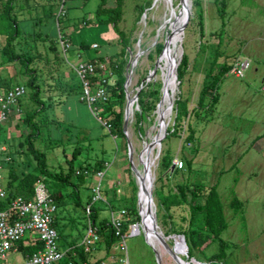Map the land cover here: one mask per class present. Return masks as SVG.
I'll return each mask as SVG.
<instances>
[{"label": "rangeland", "instance_id": "374dc122", "mask_svg": "<svg viewBox=\"0 0 264 264\" xmlns=\"http://www.w3.org/2000/svg\"><path fill=\"white\" fill-rule=\"evenodd\" d=\"M48 1L47 5L18 15L21 35L13 45L15 53L27 60V67L33 68L39 76L38 100L42 101L44 108L35 117L39 136L33 139V148L44 154L46 168L51 173L66 172L76 148L72 162L74 170L81 167L92 169L95 164H107L106 168L101 169L100 179L95 173L84 175L83 184L78 189L81 208L70 211L73 220L69 221L68 217L57 220L55 231L59 252L64 253L70 245L79 249L87 227L82 210L86 207V201L94 196L96 188L100 200L93 203L90 201L98 209L96 222L100 219L109 220L107 203L113 206V212L126 210L128 218L133 219L127 210L129 200L124 205L120 204V199L127 194L128 185L137 186L133 168L131 171L128 162V144L132 167L142 169L143 160L150 162L152 181L149 188L152 205L156 209V224L164 236L187 232L188 208L185 202L179 201L178 205L166 209L153 196V191L178 198V186L187 184L202 189L216 184L227 223V228L219 235L226 245L225 258L220 264H264V158L256 150L249 148L252 139L264 132V0H199L202 10L201 36L189 0L190 14L183 33L180 34V57L176 62L175 81L172 75L176 58L174 52L166 74L163 75V71L157 68L148 80L152 86L142 89L143 101L155 107L142 122V133L136 131L132 115L130 124L125 127L124 139L114 138L108 133L96 104L89 106L80 100L82 94L78 80L68 67L69 64L102 58L107 61L104 62L106 73L108 71L110 78H115L113 70L108 66V59L119 51L120 45L111 26L93 22L99 0ZM148 1L150 7L144 12V17L136 20L137 7ZM171 2L172 19L164 23L168 11L163 4L154 7V0H123L121 20L117 27L129 39V49L126 50L122 70L124 81L130 69V59L139 54L132 70L133 76L130 77L131 86L126 87L125 84L124 88L126 97L129 96L132 103L133 112L138 110L137 98L135 102L133 99L140 83L157 64L154 46L164 43L168 38L170 24L175 21L174 17L180 9L179 0ZM114 5V0H106V7ZM60 9L64 16L60 15ZM48 12L51 15L47 16ZM61 36L68 43L64 54L57 41ZM3 39L0 36V49ZM93 45L96 47L93 48ZM51 48L59 56L58 63L54 61ZM184 56L187 64L181 70L179 84L177 68ZM215 57V70L218 71L217 103L209 111L205 108L197 109L198 92ZM116 61L114 58L113 62ZM241 62H247L248 67L244 70L243 77L237 78L234 71ZM160 65L159 62V67ZM24 70L17 62L5 63L0 55V86L7 88L22 85L26 91L15 108L14 116L10 120L7 116L2 123L4 131H0V141L28 134L29 130L22 123V118L25 112L39 107L28 97L32 90L26 86L29 76L23 74ZM158 83L160 88L154 95ZM65 85L68 86L67 90L64 89ZM172 91L174 95L170 107ZM214 94L213 91L207 92V99ZM180 98L187 101L190 116L180 120L177 134L172 136L170 132L175 118V102ZM125 107L124 100L122 125ZM193 109L197 112L195 116L191 114ZM187 125L193 130L190 143L186 142ZM160 130L165 136L157 147L154 135ZM14 141L16 147L21 146L22 152L18 155L12 153L13 165L19 164L15 167L16 171L23 167L21 165H27L29 171L34 166V161L27 153L23 139ZM18 142H21L20 145ZM157 150L159 156L156 157ZM245 151L247 152L244 153ZM165 156L169 158L170 166L177 160L182 163V167L170 172V166L168 172L162 170L160 163ZM0 158L4 160L3 157ZM188 161L189 168L186 165ZM7 167L6 163L0 162L3 187L7 179ZM114 193L115 200H111ZM232 198L240 202L236 212H232L229 207ZM59 217L60 214L57 215ZM65 221L68 223L63 225ZM201 225L200 217H197L194 227L200 229ZM141 229L139 223L134 232L141 233ZM129 230L128 227L122 242L116 243L117 248L110 255L126 264H156L155 253L144 243L142 234L131 236ZM169 240V247L173 243L182 246L176 238ZM98 248L100 251L94 256H104L105 250L101 243ZM217 248V241H213L202 252L193 249L191 258L208 264V257L216 253ZM91 256L92 253L87 254L86 258L90 259ZM19 260L20 254L8 253L0 260V264H15ZM184 260L186 261L185 258ZM79 262L80 259L75 258L72 264ZM164 264L179 263L168 258Z\"/></svg>", "mask_w": 264, "mask_h": 264}, {"label": "trees", "instance_id": "16d2710c", "mask_svg": "<svg viewBox=\"0 0 264 264\" xmlns=\"http://www.w3.org/2000/svg\"><path fill=\"white\" fill-rule=\"evenodd\" d=\"M56 1V0H55ZM60 1V0H59ZM48 0H0V36H3V45L0 49V55L3 58L5 63L9 62H17L21 66L25 68L23 74L29 76V79L26 81V86L29 88L31 93L29 94V99L34 104L38 105L39 107L34 110H30L25 112L22 123L27 127L29 133L25 136H18L15 139H3L0 141V157H3L4 160H1L3 163L7 164V179L4 185V190L6 192V198L3 203H1V207L5 206L6 203L16 196H19L25 200H29L33 195V185L36 181H41L45 188L47 189L50 197L53 199L55 204V212H54V220H53V228L55 229L58 225L57 220H63L69 218V221L73 220L70 216V211L75 208H81L80 199L78 189L83 184L84 175L102 172L101 169L105 168V163L95 164L92 169H87L86 167H81L79 169L74 170L72 166V162L74 160V156L76 154V149L73 151L72 159L68 163V167L66 172H58V173H51L47 170L45 164V157L42 152L33 148L32 141L33 139L39 136L38 131V124L35 121V117L42 112L44 106L42 105V101L38 100L39 95V85L37 84L38 75L35 73L33 68H29L27 60L21 58L18 54L14 51V42L15 40L21 35V30L18 27V15H22L24 11L31 12L33 9H38L39 6L47 5ZM115 5L114 7H106V0H99V3L94 12V23L96 24H106L111 26L112 30L118 36V44L120 45V49L117 53H115L112 57L108 59V66H110L111 70L114 72L115 78H110V74L104 72L105 77L108 79V84L106 85V91L108 93V98L106 103L98 104L100 110V115L104 120V123L108 129V133L112 135L114 138L124 139L125 136L122 131V122H123V104L125 100V91H124V77L122 76V70L124 68V57L126 54V50L129 49V39L123 32H121L117 24L121 20L122 15V4L123 0H114ZM150 7V2H145L142 6L137 7V17L136 20H139L141 15ZM191 8L194 10V14L197 19V24L199 26V35L201 36L202 32V10H201V3L199 0H191ZM49 12L47 16H49ZM64 16V15H62ZM170 21V20H169ZM174 22V21H173ZM172 22V23H173ZM84 24V23H83ZM175 25L172 27L173 32H175ZM67 43V40L64 36L58 38L57 40ZM180 41V39H179ZM172 44H169V48ZM59 45V44H58ZM83 47V45H81ZM163 47V43H157L154 46V54L155 58L157 59ZM52 50V48H51ZM172 50V49H171ZM171 50L169 54L171 53ZM53 51V50H52ZM54 52V61L58 63L59 56L57 52ZM166 54H163L160 58V71H163V75L166 74L167 70L170 68L171 64V57L174 53H172L169 61L168 57L166 59ZM116 58L117 61L113 62V59ZM89 62H97L104 64L105 59L97 58L94 60H89ZM187 64L186 57H182L180 66L177 68V80L180 84L181 75H182V68L185 67ZM216 64V57L210 63L207 73L205 74L201 88L198 92L197 97V109L208 110L217 103V83L218 77L216 76L217 70H215ZM219 69V68H218ZM70 70V68H69ZM107 70V69H106ZM70 72H72L70 70ZM102 73L99 72V75ZM96 79V78H95ZM94 79V80H95ZM79 83V81H78ZM176 84V83H175ZM152 86L149 82L144 83L142 88L139 90L137 94V107L138 110L133 112V120H134V127L136 131L141 134L142 129L141 125L145 118L149 116V112L155 109L153 104L146 103L142 99V92L143 88H148ZM1 87V86H0ZM3 88V87H2ZM8 88V87H7ZM80 88V84H79ZM160 85L156 86L154 95L159 91ZM64 89H68V86L65 85ZM81 91V88H80ZM213 91L215 94L207 99L206 95L207 92ZM21 100L17 102L19 105ZM125 111V110H124ZM175 118L173 126L171 127L170 134L175 136L177 134V130L179 129V122L183 118H189V112L187 108V101L185 99L181 100L178 99L175 102ZM192 115H196V110H191ZM0 124V130H1ZM188 136L186 138V142L190 143L192 141L193 130L190 126L187 125ZM165 136V135H164ZM16 139H23V144H25V149L30 157L34 161V166L27 171L29 166L21 165L22 168L16 171L15 167H18L19 164L14 163V158L12 153H21V146L16 147L15 141ZM19 145L21 142H18ZM1 146H5L3 150H1ZM8 157V158H4ZM187 167L189 168L190 161L186 163ZM161 169L166 170L168 172V168L170 166V161L167 156L162 157L160 163ZM178 170V169H174ZM86 172V174H84ZM170 172V171H169ZM74 179V180H73ZM216 184L202 188L196 189L192 185H183L177 187V195L178 198L175 197H167L163 196L158 193L156 190L153 191V196L157 197L160 200L161 204L168 209L171 206L178 205L180 202H185L188 208V222H187V232L181 233L184 238L186 247H187V256L190 258L192 256L191 251L193 249H197L199 252H202L206 249L213 241H217V252L210 255L208 257V264H220L222 260L225 258V249L226 245L223 240L219 238V235L222 231L227 228V223L224 219V215L222 212L221 202L219 196L216 191ZM136 193V186L133 184H129L127 187V194L120 199V204L124 205L126 200H129V205L127 207L128 212L131 215V218L128 219L121 225L120 233L124 235L127 232V228L129 225L138 224L139 223V216L137 214L136 206H135V197ZM115 193L112 194L111 200H115L114 198ZM91 198L86 201V206L90 204L89 214H85L84 208L82 210L83 215L86 219V224L89 222L91 226L95 229V233L99 236L100 241L103 245L105 250V256L108 255L110 248L114 243L117 242V237L114 236V232L109 226V220L100 219L97 220L98 209L92 206L90 203ZM110 212H113V206L109 203L106 205ZM229 207L232 212H236L237 209L240 207V202L236 198H232L229 202ZM126 211V210H125ZM109 212V213H110ZM127 213V212H126ZM60 214L61 217L57 218V215ZM197 217H200L201 220V228L196 229L194 227ZM68 221H65L63 225H66ZM87 226V225H86ZM166 236V235H165ZM22 241L17 243L18 250L21 252L22 255H30L40 249V243L34 239L28 245L23 246ZM98 243V245H99ZM70 245L68 250L64 252V260L61 262L62 264L65 263H73L75 258L80 259V262H86L87 258L85 253H83L80 245L79 249L77 247H72ZM98 249V248H97ZM68 261V262H66ZM95 262L94 264H97ZM87 264V263H86Z\"/></svg>", "mask_w": 264, "mask_h": 264}, {"label": "built area", "instance_id": "2783aa9c", "mask_svg": "<svg viewBox=\"0 0 264 264\" xmlns=\"http://www.w3.org/2000/svg\"><path fill=\"white\" fill-rule=\"evenodd\" d=\"M60 10V15H62L63 11L62 9ZM58 44L64 54L68 44L62 41H59ZM92 47L95 48L96 46L93 45ZM68 67L79 81L82 94L80 100L85 101L89 106L96 103H106L108 98L106 91L108 79L104 74L106 71L104 64L85 61L69 64ZM247 67V62H241L234 71L235 77L242 78ZM99 72L102 75H99ZM25 92V87L22 85L8 88L0 87V124L6 120L10 111L16 108L17 102L24 97ZM103 125L106 128L108 127L105 123ZM104 165L106 168L107 164ZM172 166L173 169H180L182 163L175 160L172 162ZM96 177L100 179L102 172H97ZM5 198L6 192L0 177V260H3L8 253L14 252L19 241L26 236H32L33 240L36 239L40 243V249L30 255H26L19 264H57L60 262L64 258V253L59 252L57 248V235L52 226L55 204L44 184L41 181L35 182L33 195L29 200L16 196L11 198L5 206L1 207V203L5 201ZM96 200H100L97 188L91 198V203ZM89 208L90 204L84 208V212L87 215L90 212ZM128 219L127 213L123 209L109 213V226L113 230L114 236L117 237V242H122L124 235L120 233L121 225ZM128 227L130 229L129 235H135L131 231L132 225ZM99 241L100 238L95 233V229L88 222L85 234L79 244L83 253L91 254L94 252ZM116 243L112 245L108 255L104 256L103 260H99L97 264H126L125 261L117 260L110 255V252L117 248Z\"/></svg>", "mask_w": 264, "mask_h": 264}, {"label": "bare ground", "instance_id": "6f19581e", "mask_svg": "<svg viewBox=\"0 0 264 264\" xmlns=\"http://www.w3.org/2000/svg\"><path fill=\"white\" fill-rule=\"evenodd\" d=\"M182 2H185L187 6H190L189 1L182 0ZM159 4H163L164 7H165V10L168 11V14H167V17L164 20V23H165V21L167 22V20L171 21V19H172V2H171V0H154V7H157ZM182 11L183 10L180 11L179 16L174 14L175 15V17H174L175 21L172 24H170V28H171L172 32H173L172 27L175 25L176 26L175 30H176L178 24L181 21ZM179 39H180V35H179V37H178V35H175V33L172 35V44H171V47L169 48V50H168V52L166 54V59H167V57L169 55V57H168V61H169L172 53H174V52L176 53L174 66L176 65V62L179 60V57H180V43H179ZM170 50H171V53L169 54ZM133 60H134L133 58L130 59V63H129V68L130 69H129L127 75H126V78H127L126 87H129V85H130V77L132 75V70L135 67V65L133 64ZM166 70L168 71L167 68H166ZM173 95H174V91L171 92L170 107H172ZM132 109H133L132 108V103L130 101L129 96H127L126 107H125V111H124V124H125V127L127 125H129L130 122H131L132 115H133V110ZM157 112H158V110H157ZM168 113L170 114V109H169ZM157 119H158V116H157ZM155 125H156V122H155ZM161 131L162 130H160V132L156 136L157 138H161L162 135L164 136V134L161 133ZM147 151H148V149H147ZM157 156H159V151H158ZM149 163H146V161L143 160L142 161V164H143V168L142 169H139L138 166L132 167L134 175H135V178H136L137 187L139 188V193H138L139 204H138L137 208H138V211H139L140 216L142 218V222L140 223L142 229H141V233H135L134 232V228L136 226H139V223H138L136 226H133L131 228V231L135 235H141V234L144 235L148 245L153 249V251H154V253H155L156 257H157V263L158 264H164V261H166L168 258H172L174 261L178 262L179 264H190V263H187V260L186 261L184 260V258L187 255L186 254L187 251H185L186 252L185 253L184 249L182 248V246L180 244L173 243L172 244L173 246L169 247L168 246V242L170 241L169 238L164 239V238H162L161 235L155 234L153 231L150 230V214H149L148 210H149V207H150V209H152L154 211L156 209L152 205V194L150 192V188L148 187V181L146 180V177H147L146 173H148L150 182L152 181L151 174H150V170L152 168L150 169L151 165L149 167ZM149 194H151V200H150L151 203L147 202ZM143 228H144V230H143ZM172 239H174V238H172Z\"/></svg>", "mask_w": 264, "mask_h": 264}, {"label": "water", "instance_id": "95a60500", "mask_svg": "<svg viewBox=\"0 0 264 264\" xmlns=\"http://www.w3.org/2000/svg\"><path fill=\"white\" fill-rule=\"evenodd\" d=\"M187 1H189V0H187ZM179 4H180V9H179V11H178L177 16H179L180 11L183 10V11H182V18H181V21H180V23L178 24V26H177L175 32H172L171 28H169V29H170V33H169L168 38H166L165 42L163 43L162 50H161V52H160V54H159V56H158L157 64L153 67V69L151 70V72L149 73V75L147 76V78H146L145 80H143V81L140 83V87H139V89H138V91H137V93H136V95H135V97H134V99H133L134 102L136 101L137 94H138L139 90L142 88L143 84H144V83H147L148 80H149V78H150V75L154 74L155 70H156L157 68H159L160 58H161V56H162L163 54H165L166 52H168V50H169V44H170V42H171L172 35L175 33V35H178V37H179V35L183 33V29H184V27H185V25H186V23H187V21H188V19H189L190 6H187L185 2H182V0H179ZM189 4H190V1H189ZM142 17H144V13L141 15V18H142ZM138 55H139V54H136V56H135V58H134V60H133V64H134V65H135V63H136V57H137ZM173 65H174V64H173ZM175 68H176V65H175V66H172L173 81H175ZM126 83H127V78H125V81H124V85H123L124 88H125V84H126ZM126 100H127V97H126V95H125V101H126ZM158 104H159V102H158ZM158 104H157V106H158ZM157 106H156V108H157ZM122 131H123V134H124V136H125V124H124V123H123V125H122ZM157 134H158V132L154 135V137H155V138H154V141H155V144H156L157 147H158V146L160 145V143H161V140L164 138V136L162 135L161 138H157V137H156ZM127 148H128V149H127V153H128V154H127L128 162H129V164H130V170L132 171V166H131V151H130V148H129L128 144H127ZM157 154H158V151L156 152V157H157ZM169 170H170V171H173V166H172V165L170 166V169H169ZM146 175H147L146 178H147V181H148V187H151V182H150V179H149V175H148V173H146ZM135 186H136V185H135ZM138 193H139V188L136 186V193H135L136 201H135V206H136L137 214H138V216H139V223H141V222H142V218H141L140 213H139L138 208H137V207H138V204H139ZM150 200H151V194H149V197H148V199H147V202H148V203H151ZM148 212H149V214H150V230L153 231L155 234H159V235H161L162 238H164V239H167V238H176V239L180 240L183 249H184L185 251H187V247H186V244H185V241H184L183 236H182V235L164 236V235L161 233V231L159 230V228H158V226H157V224H156L155 211L152 210V209H150V207H149ZM136 225H137V224H133L132 227H133V226H136ZM142 237H143L144 243L149 247V245H148V243H147L146 238L144 237V235H142ZM149 248H150V247H149ZM150 249H151V248H150ZM151 250H152V249H151ZM152 252H153V250H152ZM153 254H154V252H153ZM154 258H155V262H156V264H158V263H157V257H156L155 254H154ZM185 259L187 260V263L202 264V263H200V262L194 260V259L191 258V257L189 258L188 256H186Z\"/></svg>", "mask_w": 264, "mask_h": 264}, {"label": "crops", "instance_id": "0c3cea01", "mask_svg": "<svg viewBox=\"0 0 264 264\" xmlns=\"http://www.w3.org/2000/svg\"><path fill=\"white\" fill-rule=\"evenodd\" d=\"M262 100H264V97L262 96ZM15 112H16V110L15 109H13V112L12 111H10V113L7 115L8 116V118H9V120L14 116V114H15ZM262 113L264 114V112L262 111ZM2 125V124H1ZM1 128H2V126H1ZM2 130L4 131V129L2 128L0 131L2 132ZM2 133H0V135H1ZM14 139V138H13ZM3 148L4 147H1V150H3ZM249 148L251 149V150H256L257 152H258V155L260 156V157H263L264 158V132L262 133V135H257L256 137H254L253 139H252V141H251V145L249 146ZM247 151H245L244 153H246ZM32 240H33V237L32 236H26L24 239H23V241H22V245L23 246H26V245H28L30 242H32ZM98 246L99 245H97V247H96V250L94 251V252H92V256L90 257V259H88L87 258V261L86 262H83V263H81V262H79L78 264H94L95 262H97V261H99L101 258H103L104 256H105V253H104V256H100V257H96V256H94V254H96V252H98V251H100L99 249L100 248H98ZM98 248V249H97ZM12 253H18V254H20V260H19V262H17V263H15V264H19V263H21L22 261H23V259H24V255H22L21 254V252L18 250V247L16 246V250L14 251V252H12ZM65 257V256H64ZM65 258H63L60 262H58L57 264H62L61 262L64 260ZM66 262H68V261H66ZM65 264H72V262L71 263H65Z\"/></svg>", "mask_w": 264, "mask_h": 264}]
</instances>
